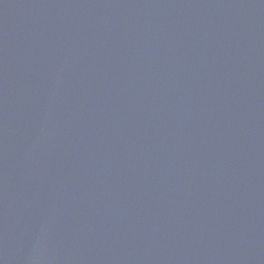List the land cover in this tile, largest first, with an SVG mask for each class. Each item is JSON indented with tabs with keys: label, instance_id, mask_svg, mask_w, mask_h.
Returning a JSON list of instances; mask_svg holds the SVG:
<instances>
[{
	"label": "water",
	"instance_id": "95a60500",
	"mask_svg": "<svg viewBox=\"0 0 264 264\" xmlns=\"http://www.w3.org/2000/svg\"><path fill=\"white\" fill-rule=\"evenodd\" d=\"M0 264H264V0H0Z\"/></svg>",
	"mask_w": 264,
	"mask_h": 264
}]
</instances>
